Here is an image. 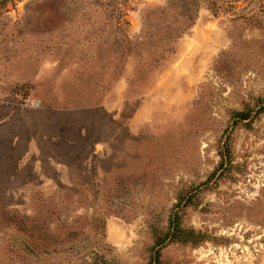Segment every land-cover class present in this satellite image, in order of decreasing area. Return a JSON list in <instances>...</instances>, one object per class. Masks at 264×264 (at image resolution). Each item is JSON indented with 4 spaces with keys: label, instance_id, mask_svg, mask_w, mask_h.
I'll return each mask as SVG.
<instances>
[{
    "label": "rangeland",
    "instance_id": "obj_1",
    "mask_svg": "<svg viewBox=\"0 0 264 264\" xmlns=\"http://www.w3.org/2000/svg\"><path fill=\"white\" fill-rule=\"evenodd\" d=\"M197 2L0 0V264H264V0Z\"/></svg>",
    "mask_w": 264,
    "mask_h": 264
},
{
    "label": "trees",
    "instance_id": "obj_2",
    "mask_svg": "<svg viewBox=\"0 0 264 264\" xmlns=\"http://www.w3.org/2000/svg\"><path fill=\"white\" fill-rule=\"evenodd\" d=\"M197 1L198 0H192L191 4L181 7L182 12L180 13V15L182 16V19L184 21V28L179 31V33L176 35L177 37L180 34L184 33V30H188L189 28H191L195 23L197 18V13L199 10V4H197L198 3ZM184 232L185 229L180 227L178 213L175 212L171 217L168 230L165 232L163 238L160 237L157 238V242L159 243V241H162V243H165V241L173 242V241L182 240L183 238H181V235H185ZM157 257L158 256L155 255V257L152 259V261L149 264H156Z\"/></svg>",
    "mask_w": 264,
    "mask_h": 264
},
{
    "label": "crops",
    "instance_id": "obj_3",
    "mask_svg": "<svg viewBox=\"0 0 264 264\" xmlns=\"http://www.w3.org/2000/svg\"><path fill=\"white\" fill-rule=\"evenodd\" d=\"M124 82L122 80L117 81L113 88V93L114 91L120 92L122 89H124ZM148 93L145 95V99L143 100L142 104L140 107L137 109L135 115H134V120L135 121H140L141 118H149L150 117V111H149V104H150V99L149 98H154L152 96V88L151 86L148 88Z\"/></svg>",
    "mask_w": 264,
    "mask_h": 264
}]
</instances>
